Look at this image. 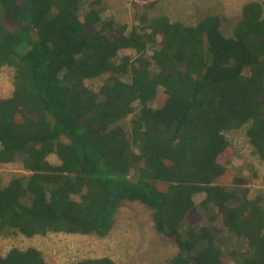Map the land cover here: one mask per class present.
I'll return each mask as SVG.
<instances>
[{"label": "trees", "instance_id": "1", "mask_svg": "<svg viewBox=\"0 0 264 264\" xmlns=\"http://www.w3.org/2000/svg\"><path fill=\"white\" fill-rule=\"evenodd\" d=\"M144 1L131 25L104 0H0V236L106 238L132 202L169 264H264V181L252 192L258 174L233 169L228 137L246 130L264 162V0L242 1L229 37L219 14ZM4 166L20 167L5 187ZM0 264L50 263L15 247Z\"/></svg>", "mask_w": 264, "mask_h": 264}, {"label": "rangeland", "instance_id": "2", "mask_svg": "<svg viewBox=\"0 0 264 264\" xmlns=\"http://www.w3.org/2000/svg\"><path fill=\"white\" fill-rule=\"evenodd\" d=\"M107 10L105 17L114 16L117 21L133 25L134 4L143 5L144 0H104ZM240 1V0H237ZM241 0H163L159 7L164 13L174 15L179 21L194 23L195 11L198 13H215L224 19L223 28L227 35H232L235 22L242 17L243 9ZM245 2L243 5L247 4ZM191 10H184L190 9ZM236 8V15L233 10ZM181 9V10H180ZM242 9V11H241ZM85 7L83 8V11ZM241 15V16H240ZM237 21V23L239 22ZM224 32V31H223ZM127 52L121 51L122 58ZM13 72L10 69H3L0 72V99H7L13 93ZM102 80L89 83V87L98 92L102 86ZM156 105H154L155 107ZM233 145L238 150L239 156L233 163V169L241 171L246 176H252L255 171L259 179L252 187V192L262 189L264 181V162L255 154L246 137V130L237 134L228 135ZM57 162L56 156L49 160ZM20 173L19 166H4L1 170L3 186L5 187L12 177ZM199 202V201H198ZM153 214L149 209L139 203L126 202L122 205L117 214L115 226L108 237L99 238L96 236L72 235L64 233H52L46 237L26 238L15 236L4 238L0 236V254L6 255L11 249L17 247L26 249L36 247L44 252L46 260L50 264H72L85 259H96L109 257L116 264H169V259L175 254L176 248L161 242L155 235L153 227ZM218 222L212 226L218 228ZM117 225V226H116ZM8 239V240H7ZM71 243V244H70ZM69 252V253H68ZM58 259V261H57Z\"/></svg>", "mask_w": 264, "mask_h": 264}, {"label": "bare ground", "instance_id": "3", "mask_svg": "<svg viewBox=\"0 0 264 264\" xmlns=\"http://www.w3.org/2000/svg\"><path fill=\"white\" fill-rule=\"evenodd\" d=\"M244 9V8H243ZM173 17V16H172ZM198 23V22H197ZM58 109V108H57ZM21 154V153H20ZM20 163V162H19ZM152 164V163H151ZM148 206V205H147ZM242 216V215H241ZM155 217V216H154ZM95 221V220H94ZM96 223V222H95ZM94 225V224H93ZM96 226H97V224H96ZM117 226V225H116ZM157 232V231H156ZM249 233H250V230L248 231ZM247 232V233H248ZM160 234V233H159ZM249 236V235H248ZM252 236V235H251ZM250 237V236H249ZM244 239V238H243ZM8 240V239H7ZM71 244V243H70ZM69 253V252H68ZM57 261H58V259H57Z\"/></svg>", "mask_w": 264, "mask_h": 264}]
</instances>
